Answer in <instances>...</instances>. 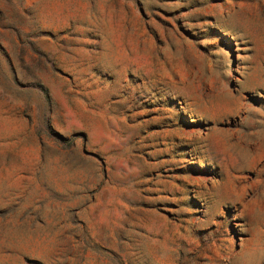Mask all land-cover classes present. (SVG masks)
<instances>
[{
	"label": "rangeland",
	"instance_id": "1",
	"mask_svg": "<svg viewBox=\"0 0 264 264\" xmlns=\"http://www.w3.org/2000/svg\"><path fill=\"white\" fill-rule=\"evenodd\" d=\"M0 264H264V0H0Z\"/></svg>",
	"mask_w": 264,
	"mask_h": 264
}]
</instances>
